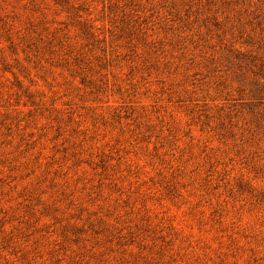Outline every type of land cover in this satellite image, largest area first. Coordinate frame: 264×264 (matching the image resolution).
I'll return each instance as SVG.
<instances>
[{
	"label": "rangeland",
	"instance_id": "rangeland-1",
	"mask_svg": "<svg viewBox=\"0 0 264 264\" xmlns=\"http://www.w3.org/2000/svg\"><path fill=\"white\" fill-rule=\"evenodd\" d=\"M0 264H264V0H0Z\"/></svg>",
	"mask_w": 264,
	"mask_h": 264
}]
</instances>
